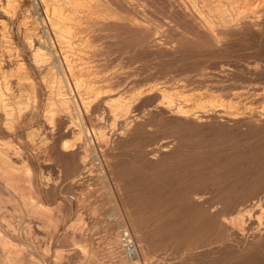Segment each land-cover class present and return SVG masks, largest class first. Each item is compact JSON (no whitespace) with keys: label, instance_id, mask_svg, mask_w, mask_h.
Returning a JSON list of instances; mask_svg holds the SVG:
<instances>
[{"label":"rangeland","instance_id":"obj_1","mask_svg":"<svg viewBox=\"0 0 264 264\" xmlns=\"http://www.w3.org/2000/svg\"><path fill=\"white\" fill-rule=\"evenodd\" d=\"M135 1L138 12L140 10L139 17L147 19L145 23H153V19L160 18L154 22L163 20L161 23L169 24L171 18V24H175L177 29L167 30L162 37H176L177 34L176 39L182 40L181 50L178 49L179 54L175 56H168L154 46L136 44L141 39L134 33L113 38L112 30L103 31L96 27L93 33H101L95 35L98 39L94 43L99 48L96 57L99 56L104 64L105 73L117 71L115 79L118 78L122 86L135 87L134 91L149 82H163L179 90L183 87L188 92H203L210 101L229 102L234 105L232 109L238 107L239 111L247 110L244 102L251 101V107L264 104V96H260L264 95V23L257 28L250 27L253 32L249 28L230 34L233 36H228L224 46L218 47L205 39L193 41L192 34L183 32L180 18L171 12L170 0ZM176 19L178 23L174 22ZM117 41L122 44L133 42V46L124 48L115 44ZM98 116L101 117V112ZM96 118L97 115L91 122L86 121L89 131L101 127ZM151 120V125L139 131L137 138L110 140L109 157L103 153L91 131L90 138L95 146L91 142L89 157L86 156L90 171L84 176L75 174L73 184L64 168L56 165L52 156L44 152L41 159L46 164L43 165L45 168L40 167L42 170L38 169L39 174L57 184L51 185L44 193L37 191L31 174L35 164L25 161L33 178L24 173L15 183L24 194L28 187L38 203L50 206L46 208L49 220L44 216L37 221L32 215L22 216L21 211L14 210L13 203H22L23 198L11 191L15 187L7 188L0 175V198L5 202L0 209V228H7L6 220L11 222V229L5 236L8 240L5 247L14 255V264H129L119 242L123 229H129L134 237L141 253V264H264V237L256 232L260 225L264 230V223L261 224L264 222L261 216L264 202L255 205V215L251 219L247 215L242 218L244 224L232 223L229 218L234 217L238 209H251L256 197L264 193V183L249 195L234 199L235 208H227L225 215L217 214V210L223 207L221 196L231 197L235 193L232 190L236 188L241 189L239 196L245 194L251 177L264 173V117H257L247 126L232 120L210 122L211 125H189L167 119L155 111ZM101 129L107 131L110 127ZM170 131H178L183 137L176 139ZM23 138L3 137L0 144L7 142L16 147ZM164 139L176 140V145L167 152L148 154V148ZM96 154L100 159H96ZM108 162L114 173H110L109 168L103 172V166H108ZM218 173L223 176L219 177ZM118 180L123 187L117 186ZM3 234L1 231L0 235ZM186 241H192L198 247L187 248Z\"/></svg>","mask_w":264,"mask_h":264},{"label":"bare ground","instance_id":"obj_2","mask_svg":"<svg viewBox=\"0 0 264 264\" xmlns=\"http://www.w3.org/2000/svg\"><path fill=\"white\" fill-rule=\"evenodd\" d=\"M170 1L171 12L180 18V26L183 32L192 34L193 41L199 42L201 39H205L212 45H218V47L225 43L224 41L230 34L240 30L245 31L250 27L257 28L264 23V0ZM139 15L140 10L138 12L135 0H0V139L3 137L16 139L24 136L23 140L20 141L21 145L18 144L16 147L11 143L6 144L7 142L0 144V175L5 180L7 188L15 187L11 191L14 194L19 193L23 198L22 203H13V209L21 211L22 216L23 214L32 215L37 221H41L45 216L49 220L50 216H47L49 214H47L46 208L50 206L38 203L37 198H33L30 192L32 190L28 187V192L25 194L18 189L15 182L20 181V175L26 173L30 179L33 178V175L35 188L43 193L51 185L55 186L57 183H51L38 171L40 167L46 164L41 159V154L46 152L56 161V165L64 168L66 176L71 177L69 181L73 184L75 174L83 175L90 171L88 167L90 162L87 161L86 156H88L90 144L93 142V139L90 138L92 137L91 131L97 137L93 136L98 142L97 144L101 145L102 148H100L103 153L109 157L112 146L110 140L137 138L136 135L139 131L141 132L146 126L151 125L155 111L167 119L189 125L232 120L247 126L252 121L255 122L257 117H264V104L251 107V101L248 102L250 104L244 102L247 110L239 111L238 107V109H232L234 105L229 102L215 103L212 102L213 98H210L212 100L210 101L203 92H188L183 87L179 90L176 86H170V83L167 85L163 82L155 83L154 81H152L154 83L143 84L144 86L142 85L134 91L135 87L132 89V87L122 86L120 80L115 79L118 75L117 71L105 73L104 64L99 60V56L96 57L99 53V48L94 43L98 39L95 36L98 32L93 33L96 27L103 31L112 30L113 38H119L128 32L134 33L133 35H137L141 39V42L137 41L136 44L154 46L158 51L168 56H175L179 52L178 49L181 50L179 46L182 40L181 38L176 39L177 34L176 37H174L175 35L170 38L162 37L167 30L170 32V30L177 29L175 24H171V18L168 20L170 21L169 24L166 22L168 24L166 26L165 22V24L161 23L163 20L159 23L154 22L160 18L153 19V23L148 24L144 22L147 19L145 17L140 18L142 16L139 17ZM174 22L178 23L177 19ZM252 29L250 28L251 31ZM255 33L257 34V32ZM115 44L124 48L133 46V42L122 44L119 41ZM260 96L263 97L264 95ZM99 112H101V117L98 116ZM96 115L99 125L105 129L109 126L110 129L106 131L100 127L89 131L86 121L91 122ZM170 134H173L176 139L183 137L178 131H170ZM69 137L72 138L68 139ZM87 141L90 142L89 145ZM175 143L176 140L164 139L160 144L148 148V154L155 155L157 152H167L176 145ZM96 156V159H100L98 154ZM25 161H30V163L32 161V164H35L32 175L29 167L24 164ZM109 161L111 160L109 159ZM100 164L102 169V163ZM56 165L53 166L57 167ZM104 166V173L108 168L110 173H114L109 162L108 166L106 165L105 168ZM241 173L243 172L241 171ZM218 176L222 177L223 174L218 173ZM251 178L245 194L239 196L241 189L236 188L232 190L235 193L231 194V197L221 196V200H219L222 201L223 207L217 210V214L225 215L224 212L227 208H235L234 199L249 195L256 191L262 182L264 183V173H258ZM117 186L123 187L121 180H118ZM177 193L179 195V192ZM61 197L63 196L61 195ZM256 198L257 200H254L251 209H238L234 217H229L231 222L241 223L245 215L251 219L255 215V205L257 203L261 205L264 202V193ZM4 203L0 198V209ZM261 214L264 217V212L261 211ZM6 222L7 228H0V232H4L3 236L0 235V264H14V255L5 247V242L8 241H6L5 236L11 229V222L9 220ZM212 223L214 222L212 221ZM256 232L258 236L264 237V230H262L261 225ZM119 239L121 250L127 260L141 264L139 257L136 260L129 257L123 246L121 235ZM222 243H224V239ZM185 244L187 248L191 249L198 247L192 241H186ZM217 261L219 260L217 259Z\"/></svg>","mask_w":264,"mask_h":264},{"label":"built area","instance_id":"obj_3","mask_svg":"<svg viewBox=\"0 0 264 264\" xmlns=\"http://www.w3.org/2000/svg\"><path fill=\"white\" fill-rule=\"evenodd\" d=\"M121 239L129 257L136 260L139 257L138 247L129 229H123L121 231ZM129 264H135V262L132 261Z\"/></svg>","mask_w":264,"mask_h":264}]
</instances>
